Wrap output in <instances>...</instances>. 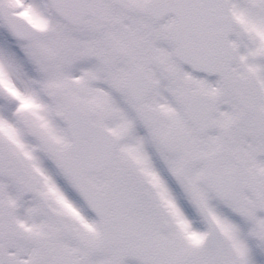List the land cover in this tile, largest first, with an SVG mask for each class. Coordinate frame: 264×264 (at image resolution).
<instances>
[{
    "label": "snow or ice",
    "instance_id": "6c2138e0",
    "mask_svg": "<svg viewBox=\"0 0 264 264\" xmlns=\"http://www.w3.org/2000/svg\"><path fill=\"white\" fill-rule=\"evenodd\" d=\"M0 264H264V0H0Z\"/></svg>",
    "mask_w": 264,
    "mask_h": 264
}]
</instances>
